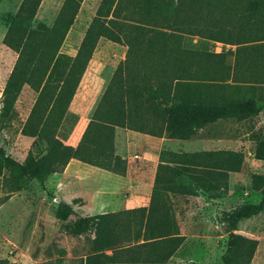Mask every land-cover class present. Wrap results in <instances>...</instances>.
<instances>
[{"label":"trees","instance_id":"16d2710c","mask_svg":"<svg viewBox=\"0 0 264 264\" xmlns=\"http://www.w3.org/2000/svg\"><path fill=\"white\" fill-rule=\"evenodd\" d=\"M80 1L63 0L50 25L34 24L41 0H22L7 18L3 43L18 55L2 90L0 131L15 115L14 104L23 87L36 93L21 127L22 135L33 138L24 160L17 161L0 145V176L8 191H19L37 180L51 194L45 181L62 172L71 159L125 176L127 159L115 152L116 127L188 140L219 120L239 121L260 113L254 97H226L222 83L233 71L232 77H240L249 67L264 64V0H101L76 53L69 55L60 48ZM184 34L231 47L218 53L191 50L183 45ZM101 38L127 46L125 59L117 65L79 142L72 146L65 140L78 115L69 106ZM226 53L234 54L232 66L222 63ZM254 140V157L264 160V137L256 135ZM231 170H237L232 161L196 167L159 163L148 208L86 215L72 231L82 234L94 227L111 246L116 220L134 214L145 226L144 241L137 246L154 254L147 260L165 263L184 240L172 217L170 194L225 197ZM250 182L259 201L222 214L221 222L229 231L222 264H238L234 253L239 222L264 212V173H252ZM72 212V205L61 201L54 214L65 221Z\"/></svg>","mask_w":264,"mask_h":264},{"label":"rangeland","instance_id":"374dc122","mask_svg":"<svg viewBox=\"0 0 264 264\" xmlns=\"http://www.w3.org/2000/svg\"><path fill=\"white\" fill-rule=\"evenodd\" d=\"M21 1L0 0V110L2 90L18 55L3 43V37L8 27L7 18L17 11ZM62 3L63 0H41L34 24L37 21L52 24ZM100 3L101 0L80 1L61 52L76 53ZM183 45L191 50L219 51L213 40L199 35L184 34ZM124 46L104 38L100 40L74 98L71 108L74 113L86 116L92 113L117 65L125 59ZM230 47L224 45L223 49ZM222 63L232 66L234 54L226 53ZM235 73L233 71L232 76ZM232 76L222 83L223 94L234 97L232 99L254 97L261 107L257 116L239 121L219 120L188 140L159 137L153 142L136 141L126 152L128 166L125 176L84 163L77 167L68 166L59 176L51 174L55 178L51 180L54 184L50 188L45 182L51 194H47L37 180L30 181L19 191L10 192L0 176V264H117L115 247L107 246L105 236H98L94 227L75 234L73 227L55 217V197L62 186L70 188L73 198L81 199L80 203L74 204L76 214L67 219L71 225L78 214H88L91 210L88 207L96 203L99 209H119L123 201L146 197L156 172L154 168L159 163L196 167L232 161L237 170L228 171L225 197L170 194L169 198L179 233L189 237L184 236L185 241L175 257L165 264H222L229 234L221 222L222 214L241 204L258 202L259 193L251 188L250 178L254 172L264 173V160L254 157L255 136L264 137V64L249 67L240 77ZM35 97L36 93L25 85L15 101V115L0 131V145L19 162L24 160L32 143L22 135L21 127ZM117 220L113 227L114 237L132 231L130 219ZM235 232L240 237L234 253L237 263L264 264V212L240 221ZM132 251L136 256L137 251ZM141 256L146 257V254L141 252Z\"/></svg>","mask_w":264,"mask_h":264},{"label":"crops","instance_id":"0c3cea01","mask_svg":"<svg viewBox=\"0 0 264 264\" xmlns=\"http://www.w3.org/2000/svg\"><path fill=\"white\" fill-rule=\"evenodd\" d=\"M101 39H103V38H101ZM101 39H99L97 45L100 43ZM107 41H109V40H107ZM112 43H114V42H112ZM219 43H222V42H219ZM124 47L126 48L124 53H126L127 46H124ZM96 48H97V46H96ZM96 48H95V50H96ZM94 53H95V51L93 52L92 57L94 56ZM91 60H92V58H91ZM77 91H78V89H77ZM75 96H76V94H75ZM75 96L73 97V100H72V102H71V104L69 106L70 110L72 108V104L74 102ZM29 111H30V109H29ZM90 116H91V114H89L87 116L83 115V114L78 115L77 122L75 123L71 133L68 136V138L65 140L66 144H69V145H72V146H76L77 145V143L79 142V140H80V138H81L86 126H87V123H88V120H89ZM23 136H25V135H23ZM26 137H28L31 140V142H32V140H33L32 137H29V136H26ZM155 138H159V137H154V136H151V135H148V134H143V133L136 132V131L129 130V129H125V128H122V127H116L115 128V152L117 154L121 155L122 157L128 159V156H127L126 152H127L128 149L133 147L132 144L134 142L140 141V140H148L150 142H153V141H155ZM81 164L83 165V162H81V161H79L77 159H71L69 161V163L67 164V166L65 167V169H67L68 166L77 167V166H81ZM84 164H86V163H84ZM87 165H89V164H87ZM154 169H156V167ZM53 174H55V176H59L60 175V173H58V172L57 173H53ZM118 176H120V175H118ZM154 176L155 175L153 174L152 180H151V183H150V188H149V191H148L146 197H143L142 199H139V197H133V198H131L129 200L123 201L126 204L123 205V202H122L121 208H119V209H111V208H109V209H99L98 208V203H96L94 206L88 207V209L91 208V210L88 211L91 214H89V213L88 214H83V213L78 214L77 217L75 219H73V221H71V225H69L67 219L71 215H73L74 213L76 214V209H75L76 206H74V204L72 202L73 199H75V198H73L74 194H72L70 188L67 189V188L62 186L60 193L55 197V199L57 201L56 205L59 202L63 201L65 203L71 204L72 207H73V212L70 214V216L65 221H63V223L67 224V226H69V227H73L75 225V223L78 222V220L81 217L86 216V215H94V214L108 213V212H117V211H124V210L125 211L126 210H134V209L141 208V207L148 208L149 204H150V197H151V191H152ZM54 178L55 177H52V175H51V176L48 177L47 181H45L49 188H50L51 184L52 185L54 184L51 181ZM59 188H60V186H59ZM79 208H82V207H79ZM120 218L127 219V220L130 219V220H128V222L131 224L129 226V228H133V229H132V231L130 230L131 232L125 233V235L119 233L116 237L112 238L113 240L111 242L112 243L111 247H115L113 249L115 251H117V260H115V262L117 264H160V263L151 262L152 260H147V259L152 258L150 256H152L154 254L150 253L147 248H143V247H138L137 246L138 244H140V243H142L144 241L143 240V234H144V228H145L144 224L141 227L140 222H138L139 219L134 214H132V215L123 214L118 219H120ZM117 221L118 220H116V223H117ZM126 221H125V223H126ZM136 222H138V223H136ZM116 223H115V225H116ZM140 227H141V229H140ZM179 228L181 230L182 227H179ZM133 230H134V234H132ZM138 235H140V238H136ZM178 235H181L183 237L186 236L182 232H180ZM186 237H189V236H186ZM185 239H187V238H185ZM184 241L185 240H183L181 245L177 248V250L169 257V259L165 263L169 262L170 259L175 257V253L179 250V248L182 246ZM114 250H113V252H114ZM132 250H136L137 251L136 256H133V254H132L133 251ZM145 250H147V252ZM113 252L111 254H113ZM141 252L146 254V257L141 256ZM156 252L159 253L160 251H156ZM161 253H163V251H161ZM165 263H162V264H165Z\"/></svg>","mask_w":264,"mask_h":264},{"label":"built area","instance_id":"2783aa9c","mask_svg":"<svg viewBox=\"0 0 264 264\" xmlns=\"http://www.w3.org/2000/svg\"><path fill=\"white\" fill-rule=\"evenodd\" d=\"M215 43H216V46L219 48V51H217V52H220L224 48V44L219 43V42H215ZM232 48H234V47H232Z\"/></svg>","mask_w":264,"mask_h":264}]
</instances>
